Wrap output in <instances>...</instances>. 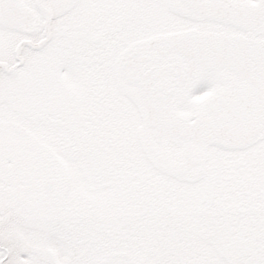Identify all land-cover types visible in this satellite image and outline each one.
Listing matches in <instances>:
<instances>
[{"label":"snow or ice","instance_id":"6c2138e0","mask_svg":"<svg viewBox=\"0 0 264 264\" xmlns=\"http://www.w3.org/2000/svg\"><path fill=\"white\" fill-rule=\"evenodd\" d=\"M0 264H264V0H0Z\"/></svg>","mask_w":264,"mask_h":264}]
</instances>
